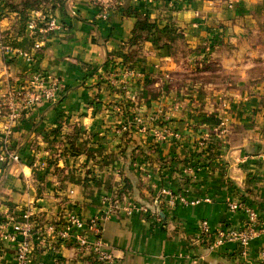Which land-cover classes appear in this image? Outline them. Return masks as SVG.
Returning a JSON list of instances; mask_svg holds the SVG:
<instances>
[{"label": "crops", "instance_id": "crops-1", "mask_svg": "<svg viewBox=\"0 0 264 264\" xmlns=\"http://www.w3.org/2000/svg\"><path fill=\"white\" fill-rule=\"evenodd\" d=\"M42 10L63 29L47 35L33 67L59 82L58 99L26 111L8 136L0 119V140L18 157L0 162V222H19L21 210L31 215L29 264H95L45 230L62 225L69 211L88 222L106 206L103 198L119 206L101 220L99 237L88 239L112 254L111 264H264V234L244 250L236 241L198 239L201 221L243 225L244 213L230 211L231 203L254 209L264 222V0H47ZM136 19L154 30L129 45ZM8 31L11 46L32 56L18 12L0 18V32ZM1 47L3 94L7 84L21 87L32 66L5 58ZM125 54L132 75L122 65L102 67ZM133 80L139 84L131 88L130 112L174 117L176 136L156 152L121 153L124 108L116 102ZM218 119L228 126L224 136L214 132ZM57 125L72 138L52 143ZM202 137L209 145L203 167H183ZM152 143L149 136L143 145ZM171 197L185 203L170 206ZM1 246L0 264H17L15 246Z\"/></svg>", "mask_w": 264, "mask_h": 264}, {"label": "built area", "instance_id": "built-area-1", "mask_svg": "<svg viewBox=\"0 0 264 264\" xmlns=\"http://www.w3.org/2000/svg\"><path fill=\"white\" fill-rule=\"evenodd\" d=\"M35 14L26 23V35L31 42L33 55L19 52L13 48L4 49V54L19 56L31 66L34 64L33 57L39 54L43 48L47 35L63 29V24L59 23L53 16ZM126 74L132 75V72L127 70ZM29 75V79L22 87L8 94L5 102L0 100V119L5 122V136L11 133V129L20 121L26 111L43 102L54 104L58 99L60 84L57 80L50 79L39 70L31 71ZM109 77L110 79L114 77L113 72L110 73ZM122 83L125 87V82ZM17 159V155L10 151L7 141H4V145L0 147V162H15ZM176 201L185 203L182 197H171L169 200L170 206H173ZM109 202L108 198H103L102 204L103 206L106 204V206L103 207L99 215H96L88 222H83L75 212L69 211L65 215V221L62 225L55 227L53 224H49L45 232L55 240L69 241L80 255L92 257L97 264H111L113 260L112 254L103 249L98 241L96 243L88 239V234L99 237L101 220L111 215L119 206L115 202L111 204ZM125 207L130 208L132 206L126 204ZM229 210L232 212L241 210L244 213L245 219L241 227L227 228L223 225H217L214 228H210L206 221H201L198 226V239L204 241L207 237L212 236L215 244L236 241L240 248L244 250L252 238L259 234H264V222L254 209L243 206L241 203L229 204ZM11 229L12 232L10 234L0 231V241L14 242L16 241V235H20L22 239L15 248L16 263L29 264L30 235L33 229L31 215L29 213L21 214L20 221L13 222Z\"/></svg>", "mask_w": 264, "mask_h": 264}, {"label": "rangeland", "instance_id": "rangeland-1", "mask_svg": "<svg viewBox=\"0 0 264 264\" xmlns=\"http://www.w3.org/2000/svg\"><path fill=\"white\" fill-rule=\"evenodd\" d=\"M21 2H22V0H14L12 2V4L18 5L19 8H22ZM46 2H47V0H41L39 2L40 4H37L35 0H26L25 1V3H27L29 5V7L27 9L30 11V13H28V10H26L25 13L27 14L28 18L24 19L26 17L25 16L23 17L24 31L21 33L23 36L25 34H27L26 23H27L28 19L30 17H32V15L34 16L35 13H36L35 15L44 14L42 7H43V4ZM2 6H3V3L0 1V18L4 17V15H5L4 14L3 16H1L2 12H4V11H5V13H7V11L11 12L10 8H8V7H6L5 10L2 11L1 10ZM45 15H47V14H45ZM8 34H9V31H8V33H1L0 32V43L2 46L1 47L2 52H4V49L13 48L11 46L12 44L10 43L11 40H9L10 37H7ZM8 41H9V43H8ZM13 49L15 50V48H13ZM9 56H12V55H9ZM123 68H122L123 70L132 71L131 69H128L124 66H123ZM26 81H24L22 83V85ZM109 82H111L110 78H109V80L108 79L104 80L103 83L106 84V87H107ZM142 82H146L144 78L142 79ZM133 84L138 85L139 80H135V81L133 80L131 82V84L125 88V90L119 89V94L126 96L123 99H120L119 101H121V100L128 101L130 103V105L126 107L125 105L121 104L120 102H116V104H119L124 108V111L122 112L121 115H122V118L124 119L122 123L125 124L124 126L123 125L119 126V128L117 129V132H123L125 130V128L128 127L129 129H131L133 137L142 140L143 144H144L146 137H149V136L152 137L154 143H152L150 145L147 144L145 146L142 145L143 148L138 152H142V151L145 153L156 152L158 149V146L167 139V136H169V135L176 136V131H174V129L171 127V123L173 122V118H174L173 114H172V112L158 110L154 116L147 118V119L146 118L143 119V118L139 117L137 114L130 112L129 109L134 107L133 102L135 100V97L133 96L134 94H132V91H131ZM22 85H20V86L22 87ZM12 92H13V89L10 86H8V84H7L6 89H5V93L1 94V92H0V100L2 102H5L8 98V94H10ZM126 112H128V114H126ZM228 131H229V129H228L226 122L223 119H218L217 120V127L214 130V132H216L215 134L224 136L227 134ZM204 138L202 137L200 140H198V142L196 143L195 149L192 153V154H201V156L193 158L192 154L190 155V150H189L188 153H186L187 160L182 161L183 167H186L188 169H190V167L192 165H193V168L203 167L200 160H201V157L205 154L206 151H208V148H209L208 143L206 144L204 142ZM206 145H208V147H206ZM23 212H26V211L21 210L20 215ZM11 223L13 224V222H11V221H9V222H2L1 221L0 222V231H3L7 234H10L12 232V229H11L12 224ZM21 239H22V237L20 235H16V241H14V242L0 241V246L2 243L6 242V243H12L16 248V245L21 241ZM30 247H31V239H30Z\"/></svg>", "mask_w": 264, "mask_h": 264}, {"label": "trees", "instance_id": "trees-1", "mask_svg": "<svg viewBox=\"0 0 264 264\" xmlns=\"http://www.w3.org/2000/svg\"><path fill=\"white\" fill-rule=\"evenodd\" d=\"M14 0H2L1 2L3 3V6L1 7V10H5L6 7L10 8V11L13 12H18L20 18L23 20V17L25 16L27 19L28 16L25 13L26 10H28L27 8L29 7V5L27 3H25L26 0H22L21 4H22V8H19L18 5H14L12 4ZM37 4H40L39 2L41 0H35ZM5 14V11L1 13V16H3ZM154 30V26L151 25L150 23L147 22L146 19H136L135 23H134V28L131 31V35L129 38V45H134L135 43H137L139 40L144 39V34H150L152 31ZM9 55H6V57H8ZM34 59V64L36 61V56L33 57ZM131 60L132 58L130 56H128L127 54L124 55V57L121 60H117L116 58L113 57H108L106 58L104 64L102 67H104V69H106L107 72H109V70H107L110 67H116L118 65H122L128 69L133 70V66L131 64ZM35 65H32V71L36 70L35 67H33ZM91 73V71H90ZM89 73V74H90ZM89 76V75H87ZM121 104L125 105L126 107L130 105V103L128 101H119ZM126 114H128V112H126ZM63 133V134H62ZM65 132L62 131L61 126L57 125V127L50 131L48 138H50L51 142L53 143L55 141V139L61 135H64ZM66 136L67 139H71L72 137H70L69 135H64ZM123 137H124V149L121 151V153H125L126 151H140L142 149V145L143 142L140 139L134 138L133 134L131 132V129H129L128 127L125 128V130L123 131ZM75 137H73L74 139ZM68 144L70 145V151L71 153L74 155L77 153L78 148L75 144V142L72 140H70V142L68 141ZM3 141L0 140V147H2ZM201 154H192V157H200ZM52 162L49 163V165H51ZM127 189H131L129 183L126 184ZM127 189L124 186V190L126 191L127 194H129V192L127 191ZM95 264H97L96 261H94Z\"/></svg>", "mask_w": 264, "mask_h": 264}]
</instances>
